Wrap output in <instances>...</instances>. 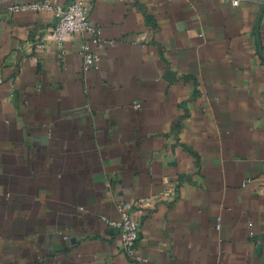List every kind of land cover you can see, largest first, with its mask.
Returning a JSON list of instances; mask_svg holds the SVG:
<instances>
[{
    "label": "crops",
    "instance_id": "crops-1",
    "mask_svg": "<svg viewBox=\"0 0 264 264\" xmlns=\"http://www.w3.org/2000/svg\"><path fill=\"white\" fill-rule=\"evenodd\" d=\"M0 0V264H264V0L82 2L102 43ZM135 104H139L137 108Z\"/></svg>",
    "mask_w": 264,
    "mask_h": 264
},
{
    "label": "built area",
    "instance_id": "built-area-1",
    "mask_svg": "<svg viewBox=\"0 0 264 264\" xmlns=\"http://www.w3.org/2000/svg\"><path fill=\"white\" fill-rule=\"evenodd\" d=\"M241 0H231L233 6H237ZM9 10L12 13L42 12L54 13L55 22L50 31V36L61 48L64 39L74 33L86 35L87 40L80 46L79 54L82 59L84 72L97 69L100 56L96 48L102 40L99 31L88 19L87 9L82 2H72L66 6L54 5L53 0H38L30 3H14ZM138 108L139 104H135ZM167 187L163 193L154 197L142 198L135 202L125 203L120 207L117 220L103 219L108 227L115 231L119 243V254L135 264H144V259L138 252L139 241V217L137 211H152L159 201H173L174 193Z\"/></svg>",
    "mask_w": 264,
    "mask_h": 264
}]
</instances>
